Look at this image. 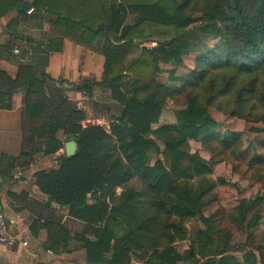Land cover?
Wrapping results in <instances>:
<instances>
[{
	"label": "trees",
	"instance_id": "1",
	"mask_svg": "<svg viewBox=\"0 0 264 264\" xmlns=\"http://www.w3.org/2000/svg\"><path fill=\"white\" fill-rule=\"evenodd\" d=\"M24 1L33 8L31 14L22 7ZM209 1L0 0V19L17 12L8 24L13 31L21 20L46 19L49 34L105 58L100 82L68 87L62 79L35 73L24 53L14 56L18 60L14 77L0 69V110L12 109L13 94L23 91L21 150L16 157L0 154V177L12 178L37 156H52L56 168L34 172V183L47 197V205L67 207L68 215L83 223L82 230L71 236L60 222L34 220L33 233L47 232L45 250L67 252L75 241L89 264H130L131 252L143 264H264L261 244L256 252H245L242 262L228 254L232 247L224 242L206 253L209 238L201 248L190 246L183 253L173 246L186 231L184 220L200 214L199 203L212 188L205 179L190 190L176 184L209 170L204 159L185 150L186 142L198 141L224 152L238 143L236 133L216 131L217 122L207 107L217 102L229 107L232 116L264 122V0H212L211 5ZM191 2L203 12L201 34L219 40L199 53L186 37L192 19L183 15V9ZM153 39H158L156 47L141 46ZM3 48L9 57V43ZM190 54L197 56L185 79L187 101L175 110L177 123L153 128L167 99H173L172 91L156 81L158 62L175 68ZM96 85L109 90L111 100L122 107L119 116L111 114L109 130L98 124L83 126V111L66 95L67 90L90 95ZM60 136L76 142L73 156L60 153L64 148ZM155 139L163 143L161 152ZM149 151L161 153L166 166L159 159L149 166ZM254 164L263 168L264 161L250 159L249 166ZM132 178L142 185L134 187ZM116 187L121 188L118 194ZM173 192L178 200L170 196ZM249 209L240 205L238 223L252 231L260 214L255 211L249 218ZM213 230L211 226L205 234Z\"/></svg>",
	"mask_w": 264,
	"mask_h": 264
},
{
	"label": "crops",
	"instance_id": "2",
	"mask_svg": "<svg viewBox=\"0 0 264 264\" xmlns=\"http://www.w3.org/2000/svg\"><path fill=\"white\" fill-rule=\"evenodd\" d=\"M28 14V13H27ZM17 18L15 10L9 11L0 19V69L6 71L11 77L16 75L18 60L12 54V47L20 42H26L33 47L31 57L35 73H44L57 80L62 79L69 84H81L83 81L100 82L102 80L105 58L77 45L68 39L49 34L50 26L47 22L38 19L19 21L16 31L8 28V24ZM16 34H15V33ZM9 43L10 55L3 45ZM67 97L75 103L84 113L83 126L97 125L106 122L107 116L121 114V105L112 101L110 92L99 85L93 86L92 93L86 94L75 90H67ZM23 91L18 90L12 96V109L0 110V154L18 156L21 150V110ZM161 110L156 128L164 122L169 114ZM96 122V123H95ZM99 125V124H98ZM63 145L65 137L60 136ZM52 156H39L29 168L13 172L12 178L0 177V203L2 210L11 224L13 232L17 233L20 243L14 246L0 244V264H89L81 244L71 241L67 252L55 254L45 250L43 244L47 232L39 229L36 234L31 231L30 224L34 220L56 221L63 224L71 236L70 224L78 225L81 230L83 223L68 215V208L55 203L47 205V197L35 185L33 173L46 159ZM55 168H56V161ZM43 170V169H42ZM22 242H26L23 245Z\"/></svg>",
	"mask_w": 264,
	"mask_h": 264
},
{
	"label": "rangeland",
	"instance_id": "3",
	"mask_svg": "<svg viewBox=\"0 0 264 264\" xmlns=\"http://www.w3.org/2000/svg\"><path fill=\"white\" fill-rule=\"evenodd\" d=\"M181 1L183 0H179L180 3ZM192 3L194 2L187 4V7L183 9V15L192 19L190 25L186 27L189 31L186 37L193 43V47L196 49L194 52L199 53L205 47L215 46L219 40L212 35L204 36L201 34L199 27L201 21H203L201 18L203 12L196 10ZM202 3L198 7H201ZM208 3L211 5L213 1L210 0ZM153 40H156L159 44L158 39ZM196 56L197 54H190L183 57L182 64L175 68L170 64L158 62L156 81L168 88L167 90L172 91L174 99H167L163 107L169 114L175 116V110L187 101L185 95L188 91L184 95V90L188 84L185 79L193 67ZM171 70H173V74H171ZM171 76L177 79L170 80ZM207 109L209 115L217 122L216 131L224 135L236 133L238 143L234 145L230 152H224L219 148L209 149L198 141L188 140L186 142L185 150L189 154L195 153L204 159L209 170L202 175H194L190 180H178L176 184L185 186L190 190L205 179L211 182L212 188L202 197L199 203L200 214L184 220L186 231L182 235V239H175L173 246L177 252L183 253L190 246H194L196 249L201 248L202 243L207 242V238H209L210 242H207L204 250L206 253L209 252L210 247L222 246L224 242L227 246L232 247L228 254L236 256L242 262L245 252L250 250L256 252V246L260 244L264 246V166L263 168L256 164L249 166V160L252 158L264 161V122L232 116L229 107L217 102L210 104ZM170 118H173V116H167L164 119L166 123L160 126H175L177 122L171 123ZM106 122V124L103 123L104 128L109 130V124L112 122L110 116H107ZM100 123L102 122L97 124L100 125ZM170 135L176 136L177 133L171 131ZM64 140L66 142V139ZM155 140H157L161 152L164 148L163 143L158 139ZM60 153H65L64 148L60 150ZM148 153L151 154V158L147 163L149 166H153L156 159L161 160L164 167L166 166L165 158L161 153L152 154L151 151ZM36 160H39V156L36 157ZM54 166V159L50 157L37 167L38 170L47 171L55 168ZM130 184L136 187L141 186L142 182L137 178H132ZM120 191V187L115 188L116 194ZM170 196L178 200L176 192L171 193ZM254 200H256V203L253 205L251 203ZM242 203L247 204L250 208L249 218L255 211L260 214L258 226L252 231L246 228L247 224L241 225L238 223L239 209ZM70 226L74 233L77 230L81 231L78 225L71 223ZM211 226L214 227V230L206 235L205 231ZM240 246H243L242 250H239ZM130 257V264H143L137 261L133 252H131ZM207 258H210V256H207Z\"/></svg>",
	"mask_w": 264,
	"mask_h": 264
},
{
	"label": "built area",
	"instance_id": "4",
	"mask_svg": "<svg viewBox=\"0 0 264 264\" xmlns=\"http://www.w3.org/2000/svg\"><path fill=\"white\" fill-rule=\"evenodd\" d=\"M33 8H28L27 13L31 14ZM141 46L152 49L157 46L156 41H149L143 43ZM12 54L16 57H20L23 53L26 55L24 60L31 59L33 55V47H30L26 42L20 41L16 43L11 50ZM20 243V238L17 233L13 232L11 224L8 222L0 203V244L6 246H14L16 243ZM23 245H26V242H22Z\"/></svg>",
	"mask_w": 264,
	"mask_h": 264
},
{
	"label": "water",
	"instance_id": "5",
	"mask_svg": "<svg viewBox=\"0 0 264 264\" xmlns=\"http://www.w3.org/2000/svg\"><path fill=\"white\" fill-rule=\"evenodd\" d=\"M22 7L25 9L29 8V2L24 1ZM64 152L66 157H71L76 152V142L74 140H69L64 144Z\"/></svg>",
	"mask_w": 264,
	"mask_h": 264
}]
</instances>
